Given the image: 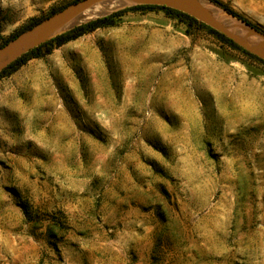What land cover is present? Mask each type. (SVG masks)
I'll return each mask as SVG.
<instances>
[{
	"label": "rangeland",
	"instance_id": "rangeland-1",
	"mask_svg": "<svg viewBox=\"0 0 264 264\" xmlns=\"http://www.w3.org/2000/svg\"><path fill=\"white\" fill-rule=\"evenodd\" d=\"M79 1L0 0V46ZM219 1L264 36V0ZM116 23L0 78V264H264V64L165 11Z\"/></svg>",
	"mask_w": 264,
	"mask_h": 264
},
{
	"label": "water",
	"instance_id": "water-1",
	"mask_svg": "<svg viewBox=\"0 0 264 264\" xmlns=\"http://www.w3.org/2000/svg\"><path fill=\"white\" fill-rule=\"evenodd\" d=\"M208 1V0H207ZM108 0H82L75 4L66 7L64 10L42 21L38 25L32 27L28 31L20 35L8 47L1 50L0 53L7 51L6 56L0 60V73L7 69L10 65L15 63L18 59L29 53L33 48L47 41L50 38L57 37L63 31L73 27L75 20L82 14L93 8L94 6L106 3ZM183 2H186L184 4ZM209 2V1H208ZM211 3V2H209ZM212 4V3H211ZM138 5H156L165 6L177 11L183 12L199 22L209 26L210 28L225 35L237 45L245 49L247 52L264 60V36L259 35L249 25L222 10L230 19L234 20L239 26L250 30L257 38L261 40L260 44L253 46L242 39L238 34L226 27L222 22L216 19L205 7L201 0H124L114 11L127 7ZM214 5V4H212ZM216 6V5H214ZM217 7V6H216ZM219 8V7H217ZM220 9V8H219ZM112 11V12H114ZM111 12V13H112ZM40 40L39 43L33 45L34 42Z\"/></svg>",
	"mask_w": 264,
	"mask_h": 264
},
{
	"label": "trees",
	"instance_id": "trees-1",
	"mask_svg": "<svg viewBox=\"0 0 264 264\" xmlns=\"http://www.w3.org/2000/svg\"><path fill=\"white\" fill-rule=\"evenodd\" d=\"M212 1L215 2L217 5L221 6L223 9H225L232 16L238 18L239 20H241L242 22L246 23L247 25L253 27L254 29L262 32V30L258 26L254 25L248 19H246L245 17H243L240 14H238L237 12H235L230 6L222 3L219 0H212ZM65 8L66 7H62V8H59L58 10H54L52 15L64 10ZM157 11H165L168 14H171L177 18H184L186 21H188L189 26H199L202 28L209 29L210 32L215 34L219 38V40H221L222 42L230 45L232 48H234L236 50H240V51L244 52L246 55H248V56H250V57H252V58H254V59H256V60H258L264 64V60H262V59L256 57L255 55L247 52L245 49H243L242 47L237 45L234 41L230 40L225 35H223L220 32L208 27L205 24L200 23L195 18H193V17H191V16H189L183 12H180V11L168 8V7L148 5V6H136V7H132V8H128V9L116 12V13L108 16V17L98 19V20L90 22L86 25L79 26V27H77V28H75V29L63 34V35H60V36L56 37L55 39L43 44L39 48L30 51L28 54H26L22 58L18 59L15 63H13L7 69H5L3 72L0 73V78H3L5 76H9V75L17 72L21 67L26 65L28 61L35 59V58H43L45 56H48V55L52 54L54 52V50L61 48L64 45L81 38L82 36H85L89 33H92L94 31L98 30V29H101V28L115 27L117 24L116 19L123 17L124 15H126L129 12H157ZM41 22H42V20H37L34 23H32L31 25L27 26L24 30L17 33L16 35H13L12 37H10L8 39H4L3 44L0 46V48L7 46L11 41L17 39L24 32L28 31L29 29L38 25Z\"/></svg>",
	"mask_w": 264,
	"mask_h": 264
},
{
	"label": "bare ground",
	"instance_id": "bare-ground-1",
	"mask_svg": "<svg viewBox=\"0 0 264 264\" xmlns=\"http://www.w3.org/2000/svg\"><path fill=\"white\" fill-rule=\"evenodd\" d=\"M207 10L220 22H222L226 27L231 29L233 32L238 34L242 39H244L246 42L253 46H257L260 44L261 40L257 38V36L254 38L249 32H247L245 29L241 28L239 24H237L234 20L230 19L221 9L217 8L216 6L209 3L207 0H201ZM124 2V0H112L111 2L101 3L84 14H82L77 20H75V23L73 25L110 14L112 11H114L116 8H118L119 5H121ZM187 5L186 2H183ZM40 40H37L33 43V45L39 43ZM8 52H2L0 53V60H2Z\"/></svg>",
	"mask_w": 264,
	"mask_h": 264
}]
</instances>
